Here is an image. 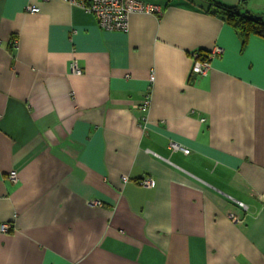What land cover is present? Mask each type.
Wrapping results in <instances>:
<instances>
[{
  "label": "crops",
  "instance_id": "crops-1",
  "mask_svg": "<svg viewBox=\"0 0 264 264\" xmlns=\"http://www.w3.org/2000/svg\"><path fill=\"white\" fill-rule=\"evenodd\" d=\"M139 1L160 13L120 32L78 1L0 0V264H264V40L241 51L210 0Z\"/></svg>",
  "mask_w": 264,
  "mask_h": 264
},
{
  "label": "built area",
  "instance_id": "built-area-1",
  "mask_svg": "<svg viewBox=\"0 0 264 264\" xmlns=\"http://www.w3.org/2000/svg\"><path fill=\"white\" fill-rule=\"evenodd\" d=\"M72 2L78 1V3L93 17L97 26L106 31H120L126 32L128 27V18L133 13H147V14H159L157 7L143 3L139 0H69ZM175 1V0H169ZM26 10L30 13H37L38 9L35 7H26ZM13 47H15L16 42L13 41ZM221 53L219 47H213L204 56H199L198 52L192 53V65L190 68V75L195 77L206 76L210 69V60ZM69 71L74 75H80L81 70L75 61L71 62ZM153 83V74L150 73L148 76V86L150 87ZM148 87V89H149ZM150 103V94L146 93L143 101L137 106L138 112L141 114L140 123L142 126L146 123V111ZM169 149L171 151H180L183 154H188L189 150L174 143H169ZM10 182L15 183L17 180L16 173L10 171L7 175ZM139 184L146 188H151L154 186L153 181L150 178H142ZM258 201L264 203V193L257 196ZM98 205V203H94ZM236 205L245 210V206L236 202ZM229 218L233 221H238L234 215L230 214ZM10 230V225L8 223L0 224V233H8Z\"/></svg>",
  "mask_w": 264,
  "mask_h": 264
},
{
  "label": "trees",
  "instance_id": "trees-1",
  "mask_svg": "<svg viewBox=\"0 0 264 264\" xmlns=\"http://www.w3.org/2000/svg\"><path fill=\"white\" fill-rule=\"evenodd\" d=\"M214 8V14L229 25L238 35L241 41V51L244 50L251 37L264 40V18L251 14L244 8L245 0L238 6H224L210 0ZM199 53V52H198ZM202 55L201 52L198 54Z\"/></svg>",
  "mask_w": 264,
  "mask_h": 264
},
{
  "label": "rangeland",
  "instance_id": "rangeland-1",
  "mask_svg": "<svg viewBox=\"0 0 264 264\" xmlns=\"http://www.w3.org/2000/svg\"><path fill=\"white\" fill-rule=\"evenodd\" d=\"M144 1V0H143Z\"/></svg>",
  "mask_w": 264,
  "mask_h": 264
}]
</instances>
